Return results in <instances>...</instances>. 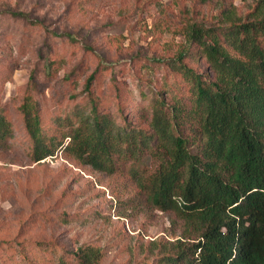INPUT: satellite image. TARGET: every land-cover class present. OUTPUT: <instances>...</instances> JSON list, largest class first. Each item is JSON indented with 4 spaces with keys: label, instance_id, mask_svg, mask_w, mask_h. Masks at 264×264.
Here are the masks:
<instances>
[{
    "label": "rangeland",
    "instance_id": "1",
    "mask_svg": "<svg viewBox=\"0 0 264 264\" xmlns=\"http://www.w3.org/2000/svg\"><path fill=\"white\" fill-rule=\"evenodd\" d=\"M255 2L0 0V111L14 130L0 148V264H77L80 245L100 248L101 264H159L187 232L184 219L157 209L128 168L100 171L62 151L33 161L22 103L31 96L44 133L59 139L61 119L89 112L92 100L150 131L156 95L191 96L171 60L183 54L206 72L189 26H226L230 12L246 19Z\"/></svg>",
    "mask_w": 264,
    "mask_h": 264
},
{
    "label": "trees",
    "instance_id": "2",
    "mask_svg": "<svg viewBox=\"0 0 264 264\" xmlns=\"http://www.w3.org/2000/svg\"><path fill=\"white\" fill-rule=\"evenodd\" d=\"M228 16L226 26H189L206 72L183 54L171 60L191 96L156 95L150 131L101 112L92 100L89 112L61 119L59 139L44 133L31 96L22 103L33 161L62 151L100 171L128 168L157 209L184 219L187 232L169 242L159 264H264V0H256L251 17ZM13 133L0 111V148ZM74 254L77 264H101L98 247L80 245Z\"/></svg>",
    "mask_w": 264,
    "mask_h": 264
}]
</instances>
